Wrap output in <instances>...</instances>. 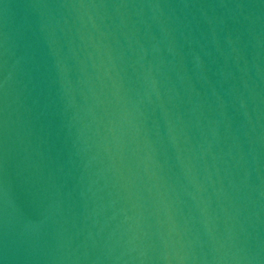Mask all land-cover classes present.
Masks as SVG:
<instances>
[{
	"label": "water",
	"instance_id": "95a60500",
	"mask_svg": "<svg viewBox=\"0 0 264 264\" xmlns=\"http://www.w3.org/2000/svg\"><path fill=\"white\" fill-rule=\"evenodd\" d=\"M0 264H264V0H0Z\"/></svg>",
	"mask_w": 264,
	"mask_h": 264
}]
</instances>
